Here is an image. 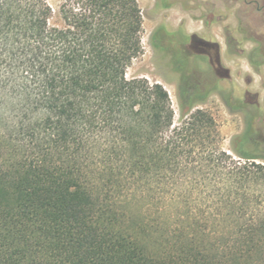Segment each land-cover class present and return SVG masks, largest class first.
I'll list each match as a JSON object with an SVG mask.
<instances>
[{"label":"trees","instance_id":"16d2710c","mask_svg":"<svg viewBox=\"0 0 264 264\" xmlns=\"http://www.w3.org/2000/svg\"><path fill=\"white\" fill-rule=\"evenodd\" d=\"M142 32L137 0H0V264H264L262 143L187 89L175 123Z\"/></svg>","mask_w":264,"mask_h":264},{"label":"rangeland","instance_id":"374dc122","mask_svg":"<svg viewBox=\"0 0 264 264\" xmlns=\"http://www.w3.org/2000/svg\"><path fill=\"white\" fill-rule=\"evenodd\" d=\"M137 1L143 13V54L134 61L127 78H142L151 84L163 85L170 95L175 123H178L181 119L180 90H189L205 80L201 71L209 83L212 82L209 68L201 66L198 59L183 64L185 53L182 54L180 47L183 34H198L217 44L222 66L230 76L219 75L215 86L205 88L209 97L197 108L213 116L221 146L231 153L233 138L248 130L252 113L257 116L252 103H262L264 111V68L257 74L249 62L259 47H263L264 52V12L259 13L255 5L250 7L245 3L254 2L264 8V0ZM50 2L58 11L62 0ZM179 31L183 34L172 35ZM214 87L216 90L211 91ZM259 126L264 129V122ZM131 209L137 211L134 206Z\"/></svg>","mask_w":264,"mask_h":264},{"label":"flooded vegetation","instance_id":"af4514ba","mask_svg":"<svg viewBox=\"0 0 264 264\" xmlns=\"http://www.w3.org/2000/svg\"><path fill=\"white\" fill-rule=\"evenodd\" d=\"M245 3L250 7L255 5L256 10L259 13L264 12V8H261L258 4H255L254 2L246 1ZM205 23L206 25L208 24V22L206 21ZM177 33L183 34V32L179 31L173 33L172 35ZM183 36H184V40L180 46L182 50V54L185 53L184 56L185 61L183 62V64H185V62L188 63L192 59H198L201 66L204 65L205 67L209 68L210 76L212 78V82L209 83L208 79L205 76V73L200 69H197L204 74L205 80L202 79V81L199 82V85L193 86L192 88L189 89V91L191 92L192 99L194 100L196 105H198L204 103L209 97V94L204 92L205 88L207 89L211 87V85L215 86L220 80L219 75L221 76L226 75V77H229L230 73L226 72V70L222 66L220 47L217 44L210 42L209 40L201 37L198 34H191V35L183 34ZM262 50L263 47H259V49H257V51L253 53L252 56L249 58L250 65L253 71L257 74H260L262 72V69L264 68V52H262ZM187 70L194 72L197 71V70H191L190 68H188ZM214 90H216L215 87L211 89V91ZM252 104L254 110L257 111V116L254 117L252 113L248 125V130L246 132L249 133L250 137L253 140L262 143L264 147V133H263L264 129L259 126L264 122V111L262 109V103L260 104L258 103V101H254ZM263 105H264V101H263Z\"/></svg>","mask_w":264,"mask_h":264}]
</instances>
